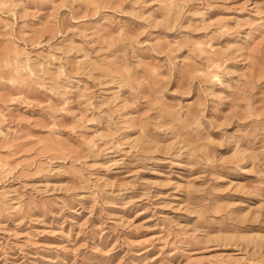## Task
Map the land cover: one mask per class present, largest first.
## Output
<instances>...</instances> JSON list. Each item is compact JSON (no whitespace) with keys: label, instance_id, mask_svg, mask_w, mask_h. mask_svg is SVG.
<instances>
[{"label":"rangeland","instance_id":"374dc122","mask_svg":"<svg viewBox=\"0 0 264 264\" xmlns=\"http://www.w3.org/2000/svg\"><path fill=\"white\" fill-rule=\"evenodd\" d=\"M0 264H264V0H0Z\"/></svg>","mask_w":264,"mask_h":264}]
</instances>
